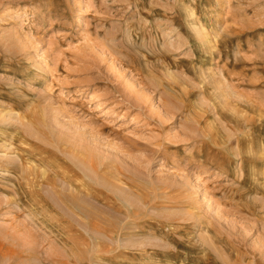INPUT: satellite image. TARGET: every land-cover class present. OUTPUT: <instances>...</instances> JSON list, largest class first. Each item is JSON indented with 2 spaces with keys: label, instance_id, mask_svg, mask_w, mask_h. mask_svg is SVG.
I'll list each match as a JSON object with an SVG mask.
<instances>
[{
  "label": "rangeland",
  "instance_id": "rangeland-1",
  "mask_svg": "<svg viewBox=\"0 0 264 264\" xmlns=\"http://www.w3.org/2000/svg\"><path fill=\"white\" fill-rule=\"evenodd\" d=\"M0 264H264V0H0Z\"/></svg>",
  "mask_w": 264,
  "mask_h": 264
},
{
  "label": "bare ground",
  "instance_id": "bare-ground-1",
  "mask_svg": "<svg viewBox=\"0 0 264 264\" xmlns=\"http://www.w3.org/2000/svg\"><path fill=\"white\" fill-rule=\"evenodd\" d=\"M96 225V224H95ZM105 229V228H104ZM109 232V231H108Z\"/></svg>",
  "mask_w": 264,
  "mask_h": 264
}]
</instances>
